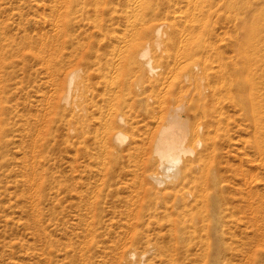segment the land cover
<instances>
[{
    "label": "bare ground",
    "instance_id": "6f19581e",
    "mask_svg": "<svg viewBox=\"0 0 264 264\" xmlns=\"http://www.w3.org/2000/svg\"><path fill=\"white\" fill-rule=\"evenodd\" d=\"M219 12L76 46L59 87L76 226L167 227L176 251L264 223V62Z\"/></svg>",
    "mask_w": 264,
    "mask_h": 264
},
{
    "label": "rangeland",
    "instance_id": "374dc122",
    "mask_svg": "<svg viewBox=\"0 0 264 264\" xmlns=\"http://www.w3.org/2000/svg\"><path fill=\"white\" fill-rule=\"evenodd\" d=\"M67 1L0 0V264H264V223L252 220L234 225L232 239L176 251L167 227L123 228L110 217L94 234L76 226L59 103L76 46L120 36L129 21L220 10L231 21L219 31H249L255 60L264 62V0Z\"/></svg>",
    "mask_w": 264,
    "mask_h": 264
}]
</instances>
